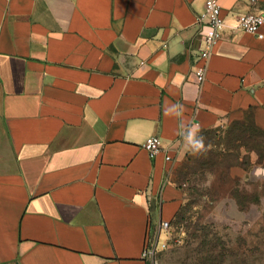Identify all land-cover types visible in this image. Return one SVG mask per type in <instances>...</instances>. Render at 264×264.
<instances>
[{
  "label": "crops",
  "instance_id": "1",
  "mask_svg": "<svg viewBox=\"0 0 264 264\" xmlns=\"http://www.w3.org/2000/svg\"><path fill=\"white\" fill-rule=\"evenodd\" d=\"M220 4L199 83L205 0H0V264H155L189 136L264 130V39L234 30L264 0Z\"/></svg>",
  "mask_w": 264,
  "mask_h": 264
},
{
  "label": "rangeland",
  "instance_id": "2",
  "mask_svg": "<svg viewBox=\"0 0 264 264\" xmlns=\"http://www.w3.org/2000/svg\"><path fill=\"white\" fill-rule=\"evenodd\" d=\"M227 126L216 135L199 130L189 136L183 158L172 170L183 192L181 212L169 230H154L155 264H199L205 239L217 246L211 255L217 264H264V160L245 147L233 151L237 144L264 145V135L237 142L238 133L231 137ZM201 139L204 147L197 149ZM236 156L248 171L218 165L231 164ZM235 191L241 193L242 207L233 197Z\"/></svg>",
  "mask_w": 264,
  "mask_h": 264
},
{
  "label": "built area",
  "instance_id": "3",
  "mask_svg": "<svg viewBox=\"0 0 264 264\" xmlns=\"http://www.w3.org/2000/svg\"><path fill=\"white\" fill-rule=\"evenodd\" d=\"M197 23L207 29L204 38V48L201 50V63L197 66L196 74L199 83H203L207 73V60L210 58L216 44L222 39L223 32L227 24L223 15V9L220 0H205L204 12L197 17ZM234 30L237 32H246L255 36L259 40L264 39V12L247 13L239 15ZM222 128L224 125L221 126ZM143 148L148 152L151 158L156 157L162 150V142L159 137L148 139ZM167 160H172L167 157ZM171 224L169 221H162L160 229L169 230ZM155 246L149 238L143 253L144 258H152L155 253Z\"/></svg>",
  "mask_w": 264,
  "mask_h": 264
},
{
  "label": "trees",
  "instance_id": "4",
  "mask_svg": "<svg viewBox=\"0 0 264 264\" xmlns=\"http://www.w3.org/2000/svg\"><path fill=\"white\" fill-rule=\"evenodd\" d=\"M227 127H228L227 129L231 133V135H230L231 137L233 135H236V133H238L239 136H237V138H238L237 142L241 141L243 137L246 140H253L255 138L257 139L258 138L257 133L258 134L261 133L262 135H264V130L259 128L255 123L254 112L252 109L246 114V117L244 120L235 121L232 124L228 125ZM220 129H221V127H218L215 129H207V130L209 133L216 135L217 132L221 131ZM203 130H205V129H203ZM205 132H207V131H205ZM230 142H232V141H230ZM242 147H245L246 149L253 150V152L256 153L257 157L261 161L264 160V145H261L258 142L252 146H248V144H241V145L237 144L236 146L233 147V148H236L233 151L238 152L239 148H242ZM240 159H241V157L236 156V159L231 164H227L225 162H222V163L219 162L218 165H221L222 167H226V168L229 166L230 169L241 167V168L245 169L246 171H248L246 164L241 163ZM240 194L241 193L239 191H235V192H233V197H235L238 206L242 207V205H244V202H243L242 196ZM180 212H181V208H179V210L175 214L174 218L170 221V224L172 223L173 220L174 221L178 220V216H179ZM200 246H201L200 247L201 251H200V257L198 259L199 264H217V260L213 259V257L211 256L213 253L218 251L217 246L213 245L211 243L208 244L206 239L201 242ZM225 249H227V248H225ZM219 256L221 257L222 254H219Z\"/></svg>",
  "mask_w": 264,
  "mask_h": 264
},
{
  "label": "clouds",
  "instance_id": "5",
  "mask_svg": "<svg viewBox=\"0 0 264 264\" xmlns=\"http://www.w3.org/2000/svg\"><path fill=\"white\" fill-rule=\"evenodd\" d=\"M196 147H197V149H202L204 147V144L202 142V139H201V141H197L196 142Z\"/></svg>",
  "mask_w": 264,
  "mask_h": 264
}]
</instances>
